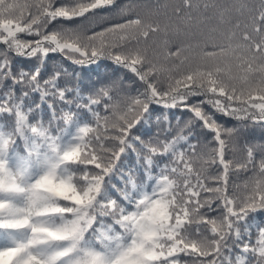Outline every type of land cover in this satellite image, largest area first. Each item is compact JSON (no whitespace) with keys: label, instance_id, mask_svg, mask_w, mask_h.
I'll use <instances>...</instances> for the list:
<instances>
[{"label":"snow or ice","instance_id":"obj_1","mask_svg":"<svg viewBox=\"0 0 264 264\" xmlns=\"http://www.w3.org/2000/svg\"><path fill=\"white\" fill-rule=\"evenodd\" d=\"M0 264H264V0H0Z\"/></svg>","mask_w":264,"mask_h":264},{"label":"trees","instance_id":"obj_2","mask_svg":"<svg viewBox=\"0 0 264 264\" xmlns=\"http://www.w3.org/2000/svg\"><path fill=\"white\" fill-rule=\"evenodd\" d=\"M122 3H128L130 2V0H121ZM132 2H136V0H132ZM172 3H175L176 0H171ZM25 39H29V37H24ZM54 59L59 61L61 59V57L59 55H55L54 56ZM67 63V62H66ZM104 63H109L107 61H105ZM135 87V86H134ZM158 111H162V110H158ZM190 115V113L188 112H184V111H181L180 109H173L171 110L170 112V119L172 120V125H173V128H176L177 127V124H176V117H181V122L183 120H186L188 118V116ZM226 119V118H224ZM229 124L231 123H234V121H228ZM157 128V125L155 124V122L153 123V126H152V131L154 132ZM147 139V136L145 137ZM238 158L242 159L243 158V154L242 153H239L238 154ZM133 160L130 159V161H128V163H132ZM233 179L236 181V182H241L243 179H244V176L243 174L239 177H233Z\"/></svg>","mask_w":264,"mask_h":264}]
</instances>
